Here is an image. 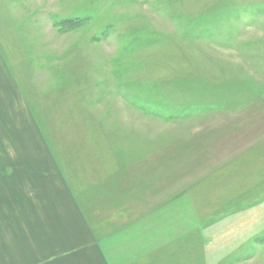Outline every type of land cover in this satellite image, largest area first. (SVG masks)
<instances>
[{
	"label": "rangeland",
	"instance_id": "1",
	"mask_svg": "<svg viewBox=\"0 0 264 264\" xmlns=\"http://www.w3.org/2000/svg\"><path fill=\"white\" fill-rule=\"evenodd\" d=\"M1 59L0 138L69 182L116 169L87 213L154 200L110 264H264V0H0Z\"/></svg>",
	"mask_w": 264,
	"mask_h": 264
},
{
	"label": "crops",
	"instance_id": "2",
	"mask_svg": "<svg viewBox=\"0 0 264 264\" xmlns=\"http://www.w3.org/2000/svg\"><path fill=\"white\" fill-rule=\"evenodd\" d=\"M3 101L16 118L26 115L22 102L15 108L7 98ZM6 115L1 106L0 116ZM30 139L34 146L29 138H0V264H110L102 240L133 229L138 235L150 220V208L144 207H153L154 200H141L129 190L114 194L106 205L88 204L87 213L78 197L100 189L107 193L111 184L105 181L117 175L116 169L107 176L106 168L99 167L89 185L69 182L53 147L45 144L46 157L43 137Z\"/></svg>",
	"mask_w": 264,
	"mask_h": 264
}]
</instances>
